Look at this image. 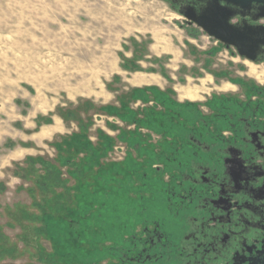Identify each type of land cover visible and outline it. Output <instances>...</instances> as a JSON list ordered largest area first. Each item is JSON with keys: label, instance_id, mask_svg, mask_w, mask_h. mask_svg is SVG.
<instances>
[{"label": "rangeland", "instance_id": "1", "mask_svg": "<svg viewBox=\"0 0 264 264\" xmlns=\"http://www.w3.org/2000/svg\"><path fill=\"white\" fill-rule=\"evenodd\" d=\"M80 1L0 0V182L8 187L0 194V230L12 245L5 252L18 255L0 256V264H73L91 249L85 231L91 225L83 224L94 222L95 208L98 223H114L122 214L129 217L132 211L125 204L138 198L134 185L143 181L137 176L132 181L125 171L132 162H144L141 170L153 172L150 178L156 179L158 161L150 168L149 156L156 160L165 149L166 137L162 142L159 136L165 131L155 132L146 123L166 126L168 117L159 119L164 108L152 93L147 100L137 98L139 94L133 99L136 90L153 88L203 111L215 93L242 95L240 83L264 84V65H254L198 26L187 25L166 0ZM108 105H127L138 120L103 113ZM184 119L177 120L183 124L175 129L180 135L188 126ZM83 131L93 144L101 142L100 132L112 139L103 160L109 175L97 187L104 191L95 199L73 191L64 194L63 212H74L73 231L59 226L38 241L29 235L34 240L23 243L21 228L9 219L8 210L15 212L17 204L30 207L31 200L16 191L22 182L13 175L14 164L37 157L54 160L55 146ZM63 173L70 187L77 186L66 168Z\"/></svg>", "mask_w": 264, "mask_h": 264}, {"label": "flooded vegetation", "instance_id": "2", "mask_svg": "<svg viewBox=\"0 0 264 264\" xmlns=\"http://www.w3.org/2000/svg\"><path fill=\"white\" fill-rule=\"evenodd\" d=\"M259 1L166 0L181 16L230 19L233 30L259 42L258 52H245L264 65ZM238 90L242 95L207 98L199 120L186 127L185 142L159 135L166 147L156 156V179L153 172L144 175L148 183L138 177L143 182L134 185L138 198L127 203L126 219L98 223L93 210L94 222L83 224L91 225L85 230L91 249L73 264H264V84L245 81Z\"/></svg>", "mask_w": 264, "mask_h": 264}, {"label": "trees", "instance_id": "3", "mask_svg": "<svg viewBox=\"0 0 264 264\" xmlns=\"http://www.w3.org/2000/svg\"><path fill=\"white\" fill-rule=\"evenodd\" d=\"M148 93H152L157 103L164 108V112H159V115H157L159 119L168 116L164 120L166 126L159 127L157 122L153 124L151 120L146 123L155 132L164 130L167 136L172 135L180 139L181 135L184 137L186 132L184 131L180 135L175 131L176 128L183 125L180 123L177 125V120L180 122V119H184L181 116H185L184 121L188 123V126L199 120L201 111L197 104H179L169 99L165 93L156 89L136 90L131 97L134 99L139 94L137 98L147 100ZM101 111L105 114L117 115L122 120L132 121L133 123H136L138 120L137 113L132 111L127 105H122L121 109L108 105L103 107ZM175 115H178L180 119H177ZM99 134L101 142L96 144L91 143L85 131L72 134L63 140V144L55 146L56 157L54 160L37 157L28 158L24 163L14 164L13 175L21 179L22 182L16 187V191L26 193L31 200V208L26 205L17 204L15 212L11 209L8 210L9 219L13 221L14 225H18L21 228L19 238L23 243L28 244L29 241L34 240V238L30 239L29 235H35L38 241L45 235L47 236L48 230L54 232V229L59 226L64 228L66 225V230L69 232L73 231L72 229L76 223L73 218L74 212L71 209H68L66 213L63 212L64 194L73 191L95 199L97 193L101 192V189L102 192L104 191V188H97L98 181L101 179L107 180L109 172L105 173V169H107L108 165L103 160L107 157L109 151H111L113 144L112 139L107 137L103 132ZM125 136L126 134L122 135V138L125 139ZM151 156H149L152 159L151 164H149L150 168L156 162L153 156ZM144 164L146 163L139 164L132 162L131 167L125 172L130 174L132 178L133 176H141L143 179L144 175H149V172L141 170ZM65 168L68 170L69 177L78 182L74 188L70 187L68 180L63 177ZM7 190L8 187L3 182L0 183V194ZM126 199L127 201H133L129 198ZM67 218L68 220H66ZM8 243V238L2 235L0 230V256L3 259L6 257L15 259L18 255L11 254L9 250L5 252L8 247L12 249V245L8 246Z\"/></svg>", "mask_w": 264, "mask_h": 264}, {"label": "water", "instance_id": "4", "mask_svg": "<svg viewBox=\"0 0 264 264\" xmlns=\"http://www.w3.org/2000/svg\"><path fill=\"white\" fill-rule=\"evenodd\" d=\"M227 3H233L236 4L241 0H223ZM260 2L259 0H252ZM184 18L187 21H190L194 23L196 26L201 28L204 32L208 34L209 37L214 38L215 40L223 43L227 46V48L234 47L238 50L239 56L242 58H246L250 60L251 62L257 61V56H250L248 53L245 52V50H255L259 51V42H255L256 44H253V41L251 40V37L245 33L236 32L233 30V28L229 25L230 19H203V17H190L189 14H184ZM209 21V23L216 29V30H210L206 26V21ZM259 31V30H258ZM253 51V53L255 52ZM264 53V51H263Z\"/></svg>", "mask_w": 264, "mask_h": 264}, {"label": "crops", "instance_id": "5", "mask_svg": "<svg viewBox=\"0 0 264 264\" xmlns=\"http://www.w3.org/2000/svg\"><path fill=\"white\" fill-rule=\"evenodd\" d=\"M22 152V151H21ZM29 154V152L27 153V151H26V153H25V155L24 156H26V155H28ZM0 183H2V182H0ZM20 185V184H19Z\"/></svg>", "mask_w": 264, "mask_h": 264}, {"label": "bare ground", "instance_id": "6", "mask_svg": "<svg viewBox=\"0 0 264 264\" xmlns=\"http://www.w3.org/2000/svg\"><path fill=\"white\" fill-rule=\"evenodd\" d=\"M79 1H80V0H79ZM81 1H82V0H81ZM81 1H80V2H81ZM109 10H110V9H109ZM110 11H111V10H110ZM110 11H109V12H110ZM105 15H106V14H105ZM120 15L122 16V13H121ZM106 16H107V15H106ZM124 16H125V15H124ZM122 17H123V16H122ZM105 56H106V55H105Z\"/></svg>", "mask_w": 264, "mask_h": 264}]
</instances>
